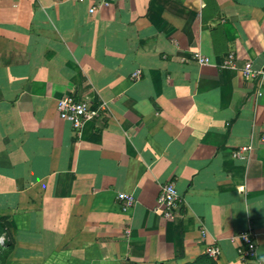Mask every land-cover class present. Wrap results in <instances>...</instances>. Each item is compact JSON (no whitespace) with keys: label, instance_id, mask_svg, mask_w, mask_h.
Returning <instances> with one entry per match:
<instances>
[{"label":"crops","instance_id":"obj_1","mask_svg":"<svg viewBox=\"0 0 264 264\" xmlns=\"http://www.w3.org/2000/svg\"><path fill=\"white\" fill-rule=\"evenodd\" d=\"M88 7L0 0V264H245L248 230L264 263V0ZM68 95L108 105L79 139Z\"/></svg>","mask_w":264,"mask_h":264},{"label":"built area","instance_id":"obj_2","mask_svg":"<svg viewBox=\"0 0 264 264\" xmlns=\"http://www.w3.org/2000/svg\"><path fill=\"white\" fill-rule=\"evenodd\" d=\"M78 3H83L88 1V13L93 15L97 13L100 9L107 7L114 0H75ZM194 59H196L200 64H209L210 60L203 57L199 53L194 54ZM236 59L234 55L229 54L221 68L223 69H236ZM241 74L246 80H251L263 75L261 71L256 72L253 70L251 64L248 62L241 69ZM140 77V72L136 71L132 75V80H137ZM108 110V105L106 102H94L92 98L85 97L83 99H76L72 96H64L57 101V111L61 120L67 121L73 130V134L78 139L82 135V130L84 126L91 121L98 120L106 114ZM235 158H242L240 152L234 155ZM117 200L123 211L130 209L136 200L132 195L119 193L117 195ZM182 199L177 192V189L173 182H168L164 184L159 191L154 212L161 213L164 219L169 220L174 217L177 213ZM205 235V231L202 232ZM241 241V247L238 250V255L240 260L245 264H264L258 256L257 252V242L256 236L252 230L242 232L237 235ZM206 254L209 257L216 258L219 255V248L212 246L206 250Z\"/></svg>","mask_w":264,"mask_h":264},{"label":"trees","instance_id":"obj_3","mask_svg":"<svg viewBox=\"0 0 264 264\" xmlns=\"http://www.w3.org/2000/svg\"><path fill=\"white\" fill-rule=\"evenodd\" d=\"M189 264H216L214 261H197Z\"/></svg>","mask_w":264,"mask_h":264}]
</instances>
